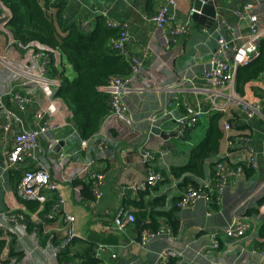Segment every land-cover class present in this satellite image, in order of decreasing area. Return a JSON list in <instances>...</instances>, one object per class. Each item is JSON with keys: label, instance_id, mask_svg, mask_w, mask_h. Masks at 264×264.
<instances>
[{"label": "crops", "instance_id": "0c3cea01", "mask_svg": "<svg viewBox=\"0 0 264 264\" xmlns=\"http://www.w3.org/2000/svg\"><path fill=\"white\" fill-rule=\"evenodd\" d=\"M195 1L176 0V7L172 9L176 22L188 20L190 28L187 34L175 37L170 32L172 25L155 31L152 22L153 16L168 0H66L67 15L77 19L85 31L93 29L101 17L107 23H127L132 36L128 45L129 57L144 58V69L138 77H132L131 72L123 76L132 78L126 105L133 122L126 124L111 118L110 109L99 133L91 140L80 138L72 124L69 108L57 100L60 112L51 116L56 130L39 141V155L52 180L59 185L58 193L48 195L47 203L55 204L49 212L53 215L52 219L47 217L48 213L41 215L31 211L18 195L21 172H4L2 168V153L11 147L13 135L0 140V223L15 230L13 234L18 238L20 251L24 253V258L17 264H165L169 260L160 261L159 256L169 249L183 251L184 264H264L261 257L254 253L255 250L264 251L258 246L264 223V203H259L264 197V105L261 113L251 121L243 116L237 105L227 112H220L228 118L237 113L239 119L238 127L234 125L224 129L220 154L214 157V162L220 161L227 153L232 154L233 160L242 158L246 161L249 148L254 149L259 162L257 169L248 167L236 185L226 188L220 204L207 207L199 201L189 209H180L175 216V220L179 221L177 231L165 218L159 219L158 230L150 229L149 221H135L123 231L108 229L122 210L136 215L140 210H149L153 200L164 196L169 208L174 199L181 197L184 190H181L180 182L172 171L188 165L192 149L204 141L210 117L219 113L210 112V102L204 94L196 93L205 86L200 74L209 67L211 53L218 47L215 30L231 27L237 32H246L249 24H245L246 20L240 21L234 11L248 2L255 3L253 12L260 16L264 24L262 0H214L218 21L215 29H208L190 19ZM7 12L6 15L9 14ZM9 17L0 21V93L13 89L34 97L35 101L27 111L21 113L22 125L32 129L35 126L34 114L46 102L38 87L20 74L25 69L37 68L39 63L33 60V55L37 48H42L39 45L30 49L16 47L6 26ZM232 53L233 49H230L226 54L230 60ZM52 57L61 71L68 69L69 74L75 76L71 66L65 64L66 69L62 65L66 61L62 63L60 52L52 51L45 56L49 61ZM188 79H192L191 82ZM235 89L248 102H258L264 92V73L246 85L244 95L238 92L236 81ZM171 102L180 104L172 109L175 116L186 113L185 103L194 108L198 103L204 106L205 113L200 122L187 128L183 138L179 136L181 128L174 119L160 115L170 109ZM8 104L11 106L9 101ZM154 114L158 115L156 135L150 133L149 118ZM109 121L115 122L108 125ZM73 132L75 138L70 136ZM104 138L106 141L102 144ZM56 139L60 140V144L55 142ZM228 142L233 146H229ZM145 144L158 155L154 162L143 160L140 149ZM88 160L94 161L95 169L104 174L101 186L103 196L97 201L93 191V200L84 199L80 188L72 185L75 179L91 183L81 174ZM151 169L161 175L158 184L132 191L131 186L144 181ZM209 173L213 175L210 168L207 175ZM18 214L27 216L31 221L30 229L7 222L8 217ZM67 216L74 217L70 230L75 233V238L65 246L62 243L68 233ZM233 221L248 225L246 236L235 239L225 234ZM144 232L156 233V236L143 244ZM99 245H105L107 249L97 253ZM64 252L67 256L62 262L60 255ZM8 256L9 248H4L0 253V262L8 260Z\"/></svg>", "mask_w": 264, "mask_h": 264}, {"label": "built area", "instance_id": "2783aa9c", "mask_svg": "<svg viewBox=\"0 0 264 264\" xmlns=\"http://www.w3.org/2000/svg\"><path fill=\"white\" fill-rule=\"evenodd\" d=\"M58 2L63 0H51ZM264 2V0H262ZM176 7V0H168L159 12L153 16L152 22L155 31L166 29L168 26H173L170 30L173 36L184 35L189 32L190 22L187 20L184 23H178L175 19V14L172 9ZM255 7L254 2H248L238 7L234 13L240 21L249 20V26L246 32H237L234 28L228 27L226 30L218 28L215 30L217 38V49L211 53L209 67L204 69L200 74V78L204 81L205 86L200 89L197 94H204L205 99L211 104L210 112H227L233 105L241 108L243 116L248 121H251L256 114L261 113L264 105V92L258 102H248L244 97H241L235 89L236 72L239 67L248 66L251 62L259 58L260 41L264 38V24L260 16L253 12ZM0 9L7 12L6 7L0 2ZM3 14L0 11V21H4ZM5 23V22H4ZM108 27L118 29V37L113 42V48L120 55L128 58L131 64L132 77H138L144 69V58L132 55L129 57L128 45L131 41V32L127 23H107ZM231 35V36H229ZM232 46V48H231ZM233 49L232 59L226 57L227 51ZM33 60L37 65L36 69H25L21 76L26 77L30 84L38 87L45 99V106L34 114V128L28 129L22 125L21 113H25L29 106L35 101L34 97L28 94H23L16 90H9L6 93H0V140L8 139L9 135H13V143L9 149H5L2 153L4 172L11 170H19L21 172V180L17 186L18 195L26 200L38 202L44 205L48 201L50 193H58L59 185L51 178L48 167L43 162L39 155V141L41 137H47L56 130L55 124L51 120L52 115L58 114L59 106L55 98L56 89L60 86V80L48 76L49 60L41 53H35ZM42 60V61H41ZM132 78L115 77L108 84L101 87L100 90L106 93L109 97L111 118H115L120 122L131 124L133 117L126 105V96L130 92V82ZM192 79H188L191 82ZM23 85H27L23 83ZM8 101L11 103L9 106ZM180 104L169 103V110L163 111L162 116L172 117L180 130V137H184L187 128L195 127L200 122L204 115V106L198 103L196 108L184 104L186 113L181 116H175L172 109ZM175 116V117H174ZM150 133L156 135V123H158V115L154 114L149 118ZM230 125H226V130L230 129ZM75 138V132L70 135ZM106 138L102 140V144ZM55 142L60 144V140ZM86 145V141H83ZM231 146L232 143L228 142ZM233 146V145H232ZM246 161L242 158L233 160L232 154L227 153L222 156L215 167V177L210 173L205 179H199L200 187H188L181 194V200L178 207L182 210L189 209L199 201H203L207 207L214 204H220L223 194L229 185H236L237 180L245 174L247 167L257 169L259 167L258 157L254 149H248ZM140 154L145 162H154L158 155L147 147L145 144L140 149ZM63 156V155H62ZM228 161L234 162L229 163ZM26 165H29L25 169ZM81 174L92 183V191L95 196V201L102 198L101 190L102 181L104 178L103 172L95 169V162L88 160L83 165ZM161 180L160 173L151 169L148 176L141 183L131 186L132 191H141L149 187H154ZM79 190V189H77ZM63 202V201H61ZM48 218L52 219L53 215L48 214ZM23 215H13L7 218L9 224L23 226ZM67 238L62 245L68 246L75 238V233L70 229V224L74 222L73 216H67ZM136 221L135 215L122 210L118 216L110 223L108 229L111 231H123L130 223ZM248 225L233 221L226 230L225 234L229 238H242L246 236ZM0 231L7 233H15L13 227L7 224L0 223ZM156 233L142 234V243L146 244L150 239L154 238ZM217 246V245H216ZM107 249L105 245L96 247V252H102ZM255 254L261 257L264 262V251H254ZM184 252L169 249L160 254V261H168L172 258L177 260V264H184Z\"/></svg>", "mask_w": 264, "mask_h": 264}, {"label": "trees", "instance_id": "16d2710c", "mask_svg": "<svg viewBox=\"0 0 264 264\" xmlns=\"http://www.w3.org/2000/svg\"><path fill=\"white\" fill-rule=\"evenodd\" d=\"M6 7L7 14L1 9L2 18L9 16L6 26L14 39V45L23 49L36 48L44 56L58 51L62 55V64L71 66L75 76H71L68 69L61 71L55 65L56 59L51 58L48 64V76L60 80L61 84L56 89L55 98L67 105L71 112V121L79 136L83 140H91L100 131L101 125L110 112L109 97L100 90L101 87L115 77L127 76L131 72V64L123 55H120L111 43L118 37L119 30L108 27L107 20L99 18L93 29L85 31L77 19H71L67 15L66 0L52 2L51 0H0ZM5 16V17H4ZM115 41V40H114ZM260 56L248 66H242L236 72V86L241 95L245 93V87L249 82L260 78L264 73V38L260 41ZM226 117L223 113H216L209 119L204 141L192 149L188 165L174 168L172 173L180 182L181 190L188 187H199V179L207 177L210 168L215 177L214 162L220 154L222 140L225 136L226 125L232 128L238 127L237 113ZM1 142V141H0ZM1 156V145H0ZM211 162V163H210ZM245 171H248L246 164H243ZM14 173V171H12ZM18 173V172H17ZM20 180V178H19ZM19 183V182H18ZM75 188H80L82 197L93 200L92 183L83 179L72 181ZM181 197L173 200L168 208L167 197H161L150 203L149 210H140L135 215L136 221L150 222V229L158 230L159 219L168 220L169 224L177 231L179 221L175 220L176 213L180 210L178 204ZM28 208L41 215L49 214L54 207L50 203L44 205L38 202L26 201ZM264 203V197L259 201ZM144 209L146 207L141 206ZM22 224L31 227L27 216H23ZM258 246L264 250V223L259 233ZM4 248H9L8 260L0 264H12L21 262L24 253L20 251L19 241L15 234L0 231V253ZM67 253L60 255L64 262ZM165 264H177L172 258Z\"/></svg>", "mask_w": 264, "mask_h": 264}, {"label": "water", "instance_id": "95a60500", "mask_svg": "<svg viewBox=\"0 0 264 264\" xmlns=\"http://www.w3.org/2000/svg\"><path fill=\"white\" fill-rule=\"evenodd\" d=\"M190 19L202 24L208 29H215L218 21V13L214 0H196ZM245 24H249L246 20Z\"/></svg>", "mask_w": 264, "mask_h": 264}, {"label": "rangeland", "instance_id": "374dc122", "mask_svg": "<svg viewBox=\"0 0 264 264\" xmlns=\"http://www.w3.org/2000/svg\"><path fill=\"white\" fill-rule=\"evenodd\" d=\"M111 122L114 124L115 121H109V122H108V125H109Z\"/></svg>", "mask_w": 264, "mask_h": 264}]
</instances>
